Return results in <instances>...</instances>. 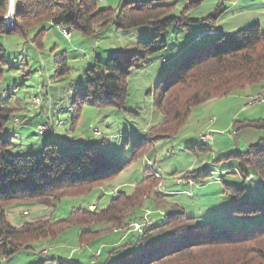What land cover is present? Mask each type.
<instances>
[{
	"label": "rangeland",
	"instance_id": "1",
	"mask_svg": "<svg viewBox=\"0 0 264 264\" xmlns=\"http://www.w3.org/2000/svg\"><path fill=\"white\" fill-rule=\"evenodd\" d=\"M119 1L109 0L110 9H117ZM16 3L17 0H9L10 6L5 17L6 24V19L14 16V26H9L12 29L15 28V15L12 12ZM221 6L226 11L216 27L225 33L230 34L252 24H259L264 31V0H207L192 10L190 15L193 18L213 15ZM184 7L185 3L181 1L174 15L178 16ZM205 28L202 25L191 26L186 30L173 28L163 33L162 38L167 41L168 49L147 64L132 70L127 79L129 96L123 108L114 105L93 106L82 99L86 92L88 71L96 58L107 61L115 55L134 50L142 40L152 39L155 37L153 28L118 31L111 24L95 36L72 33L70 38L65 35L63 37L64 30L50 28L43 32L40 43L35 41L39 32L37 28L26 35L8 32L7 27L6 32H0V47L4 49L0 52V109H10L11 119L5 132L12 142L10 151L17 155H40L47 144L69 148L70 140L78 139L84 142L85 147H99L111 159L129 162L126 169L112 181L88 195L65 198L57 207L10 204L6 214L13 226L21 227L42 218L60 222L70 217L73 208L97 212L104 209L118 191L132 194L136 185L147 177L155 176L162 178L161 183L155 184L158 186L146 195L142 206L135 213V217L141 219L149 212L147 225L153 223L152 219L162 218L157 220L161 225L165 222V211L169 212L173 206L178 205L201 224L211 219L215 230L255 227L254 220L248 221L232 213L237 198L235 189L246 188L240 202L243 204L251 202L247 198L249 195L255 196L256 190L253 188L259 186V178H244L236 154L246 151L264 137L263 129L248 125L264 120V103H251V100L262 97L264 90L256 91L258 85H255L208 101L195 107L183 125H171L163 138L152 139L150 135L152 129L163 122L164 116L156 108L149 92L176 67L179 56L214 41L215 37L209 36L200 42L196 41ZM188 45L192 48L183 54L181 50ZM175 55H178L177 60L171 65L166 64L168 60L164 61L163 58L169 59ZM64 56H67L68 73L60 75L59 71L65 63L62 60ZM162 69L165 70L164 74L159 72ZM75 113L74 138L66 128L71 129ZM15 118H19V122H14ZM62 123L63 128L57 137L37 132L39 124H48L41 126L50 129ZM102 130L113 138L109 146H104L101 138H89L90 131L98 135ZM201 136L207 143L200 139ZM143 151L146 155L141 157ZM189 172H208L211 175L195 178V185H191V181L186 182L184 178ZM181 180L188 185L185 186ZM146 184L141 187L143 191ZM157 194L161 200H156ZM119 211L128 214L131 206L124 204ZM77 217L83 222V216ZM123 218L120 217L115 223ZM141 227L138 229L134 225L129 235H126V231L111 233L86 242L94 237L90 233L82 246L78 239L80 230L71 228L58 238V234L54 236L55 240L42 239L31 244L34 248L29 247V250H21L9 257L0 256V264H37L47 258L63 257H70L82 264H93L99 260L94 256L97 249L101 248L103 258H107L116 243L119 246L126 244V237L140 232ZM104 228L107 226L104 225ZM115 228L113 226V230ZM126 250L135 252L138 248L133 246L122 249L113 255L112 260L115 261Z\"/></svg>",
	"mask_w": 264,
	"mask_h": 264
},
{
	"label": "trees",
	"instance_id": "2",
	"mask_svg": "<svg viewBox=\"0 0 264 264\" xmlns=\"http://www.w3.org/2000/svg\"><path fill=\"white\" fill-rule=\"evenodd\" d=\"M104 1L106 0H17L14 10L15 28L12 29L5 24L9 0H0V32H6L7 27L8 32L26 35L37 28L39 32L35 41L40 43L43 32L50 28L69 31L70 37L72 33L92 37L111 24L118 31L153 28L155 37L152 39L142 40L134 50L115 55L107 61L96 58L88 71L86 92L82 99L93 106L114 105L123 108L129 96L127 79L132 70L147 64L168 49L167 41L162 38L163 33L173 28L186 30L191 26H206L207 29L197 36L196 41L200 42L206 36L215 37L214 41L187 54L184 53L192 48L190 45L181 50L184 55L176 59V67L149 92L156 108L164 116L163 122L152 129V139L163 138L171 125H183L195 107L264 82V31L259 24L239 28L230 34L219 33L216 30L219 27L216 26L226 11L223 6L206 17L193 18L190 15L192 10L199 8L207 0L124 2L115 10L110 9ZM181 1L185 3V7L175 16L174 12ZM212 30H216L218 34L210 35L208 32ZM3 50L0 47V52ZM66 59L67 56L62 59L65 63L59 71L60 75L68 73ZM163 59L169 60L165 57ZM56 62L59 63L60 60L57 59ZM162 70L159 72L164 74L165 70ZM76 118L75 113L71 132L75 131ZM10 119V109L1 108L0 256L9 257L21 250H29V247L34 248L32 243L53 238L57 234L58 238L71 228L80 230L78 239L82 246L90 233L94 237L86 242L111 233L126 231V235H129L134 230V225L141 224L142 230L127 236L124 240L126 244L119 246L116 243L107 258H103L101 248L97 249L94 256L99 260L93 264H264V137L246 151L236 154L244 178L260 179L258 195H249L247 198L251 202L246 200L247 202L240 204L246 188L235 189L238 205L233 207L232 215L248 221L254 220L255 227L252 229L215 230L211 219L205 218L207 223L201 224L178 205L173 206L169 212L165 211V222L162 221L161 225L154 219L153 223L147 225L150 214L139 219L135 217V213L142 206L146 195L158 186L155 184L161 183L162 178L155 176L147 177L136 185L132 194L118 191L115 198L97 212L73 208L70 217L60 222L42 218L15 227L7 219L6 208L10 204L57 207L65 198L85 196L104 186L126 169L129 162L111 159L99 147L91 146L61 148L57 144H47L40 155L13 154L10 151L12 142L9 135L5 134ZM14 121L19 122V118ZM41 125L48 126L39 124L37 132ZM62 125L63 123L55 125V128L48 129L45 134L57 135L61 130L59 127L63 128ZM248 125L264 130V120ZM90 133L91 139L101 138L104 146H109L113 140L103 131L99 135ZM145 155L146 152L143 151L141 157ZM210 175L208 172H189L184 178L186 182L191 181L190 184L195 185V178ZM145 183L146 189L143 191L141 187ZM157 199L161 200L159 194ZM124 204L131 206L128 214L119 211ZM80 215L84 217L83 222L77 219ZM87 216L90 218L86 219ZM120 217L124 218L115 223ZM104 225L107 226L106 229ZM113 226L117 228L113 230ZM104 245L106 244H102ZM133 246L138 250L132 252L127 249L115 261L112 260L116 252ZM37 264L82 263L63 257L47 258Z\"/></svg>",
	"mask_w": 264,
	"mask_h": 264
},
{
	"label": "crops",
	"instance_id": "3",
	"mask_svg": "<svg viewBox=\"0 0 264 264\" xmlns=\"http://www.w3.org/2000/svg\"><path fill=\"white\" fill-rule=\"evenodd\" d=\"M141 1H151V0H120L119 2V5L120 4H122V3H124V2H141ZM104 3H106V5H109V0H106V1H104ZM110 6V5H109ZM216 30H218L219 31V33L221 32V33H224V34H227V33H225L224 31H222V29L221 28H217ZM177 56L178 55H175V59H174V57L173 58H171V59H169L168 60V62L166 63V64H173V62H175V60L177 59ZM165 61V60H164ZM167 66V65H166ZM258 89H260L259 90V92H262L263 90H264V83H262L261 85H258V87L256 88V91L258 90ZM51 120V119H50ZM15 122V121H14ZM48 123H49V121H48ZM50 123H53V121H50ZM64 127H65V125H64ZM98 128V127H97ZM59 129H62V128H59ZM7 130V129H6ZM66 130L68 131V134L70 135H72L74 138H75V134H74V132H71L70 130H68L67 128H66ZM103 131V130H102ZM6 132V131H5ZM104 132V131H103ZM60 133V131L58 132V134ZM53 136H56L57 137V135L56 134H54ZM90 138V137H89ZM70 140V139H69ZM71 145V146H70ZM69 146L72 148V147H85L84 146V142H81V141H79L78 139H74V140H70V143H69ZM185 186H187L188 184H186V183H183ZM254 190H256V195L255 196H257L258 195V190H259V186H257V187H255V188H253ZM252 189V190H253ZM187 192V191H186ZM160 219H162V218H160ZM160 219H157V220H160ZM162 221V220H161Z\"/></svg>",
	"mask_w": 264,
	"mask_h": 264
},
{
	"label": "built area",
	"instance_id": "4",
	"mask_svg": "<svg viewBox=\"0 0 264 264\" xmlns=\"http://www.w3.org/2000/svg\"><path fill=\"white\" fill-rule=\"evenodd\" d=\"M63 33H64V35H65V37H70V32H68V31H66V30H64L63 31ZM200 37H202V36H199V38ZM37 100V103H39V100L38 99H36ZM251 103H253V104H255V103H264V99H255V100H251ZM248 105H250V104H248ZM46 127H44V126H39L38 127V131H39V133L41 134V135H44L47 131H48V129H45ZM99 134H101V132H99ZM98 134V135H99ZM200 139L202 140H205L204 139V137H200ZM148 214H150V213H148ZM147 223H149V221L147 220ZM140 226H142L141 224H137V226H135V227H137L138 229H139V227ZM142 228V227H141Z\"/></svg>",
	"mask_w": 264,
	"mask_h": 264
},
{
	"label": "bare ground",
	"instance_id": "5",
	"mask_svg": "<svg viewBox=\"0 0 264 264\" xmlns=\"http://www.w3.org/2000/svg\"><path fill=\"white\" fill-rule=\"evenodd\" d=\"M18 5V4H17ZM14 12H12V14H13ZM14 15V14H13ZM8 18V17H7ZM6 24L8 25V26H13L14 25V16H12L11 15V17L10 18H8V19H6ZM219 32V31H218ZM218 32L216 31V30H212V31H209L208 33L210 34V35H216V34H218ZM207 33V34H208ZM203 35H205V33L204 34H201L200 36H203ZM257 97H259V96H257ZM258 99V98H257ZM259 99H264V95L262 96V97H259ZM95 207H93V209H94ZM135 226H137V224L135 225Z\"/></svg>",
	"mask_w": 264,
	"mask_h": 264
}]
</instances>
